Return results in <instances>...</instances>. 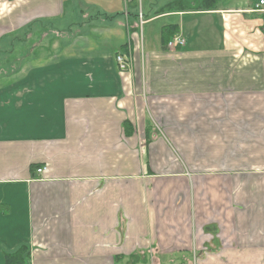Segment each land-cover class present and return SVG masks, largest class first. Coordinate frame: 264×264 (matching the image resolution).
<instances>
[{
  "label": "crops",
  "instance_id": "1",
  "mask_svg": "<svg viewBox=\"0 0 264 264\" xmlns=\"http://www.w3.org/2000/svg\"><path fill=\"white\" fill-rule=\"evenodd\" d=\"M178 1L0 0V264L264 256V0ZM214 135L231 158L198 167Z\"/></svg>",
  "mask_w": 264,
  "mask_h": 264
},
{
  "label": "rangeland",
  "instance_id": "2",
  "mask_svg": "<svg viewBox=\"0 0 264 264\" xmlns=\"http://www.w3.org/2000/svg\"><path fill=\"white\" fill-rule=\"evenodd\" d=\"M93 15V13H91ZM81 17V13H67L66 15V21L67 23H73L74 27H76L78 23H80V18ZM143 22V20H142ZM144 23V22H143ZM142 23V24H143ZM141 24V25H142ZM140 25V26H141ZM148 33V30L146 31V35ZM2 45V44H1ZM1 47V46H0ZM3 53L5 52L4 50L2 51ZM12 54V53H11ZM15 55L11 56V58L14 59ZM9 67V56H8V62L6 65H4L3 67H0V70H6V68ZM7 70H9L7 68ZM210 138H215V139H212L210 140V144L212 145L213 147V153H212V156L210 155L209 158H206L207 160L205 161H202V162H199L198 163V167H203V166H206L207 164H211V163H217V165L215 166L217 170L220 165V163L218 162H221L224 157L229 160L231 158V155L229 154H226L225 152L233 149L235 147L234 144H232L229 140L225 139V141H223L222 139H220L219 136H210ZM153 141H151L152 143ZM210 147V148H212ZM174 149L178 152V155H179V158L184 161L186 164L190 165L189 162H191V158L189 157V153H188V149L185 148V147H181L180 145H178V143H174ZM172 155V156H171ZM162 157H160V160L163 164V167L165 165H174V163H172V160H173V154L170 153V152H166L164 154L161 155ZM175 157V156H174ZM194 157V156H192ZM147 158L145 156V154L143 155L142 157V161L139 162L140 164V167L142 169H146V166H147V162H146ZM178 163H180V160L177 159ZM257 165H261V163H257ZM197 177V176H196ZM252 180L254 181H263L264 182V176H254V177H250ZM249 178V179H250ZM207 180V178H194L193 181H195L196 183L199 181V182H203ZM209 180V179H208ZM213 185V183L211 182L210 186ZM259 226L260 225H256L254 226L253 228L251 227L250 231L249 232H252V234H257V235H260V234H264V229L263 230H258L259 229ZM239 229L235 230L236 232H238ZM242 231L239 230V234H241ZM247 244H250L249 241L245 242ZM257 246L259 245V243H252L251 242V246ZM193 256L192 255H187L186 258L188 259V261L192 262L193 264ZM194 264L196 263V258L199 259V255L196 254L195 257H194ZM222 262H224L223 259H220ZM233 259H229L228 257L225 259L226 263L225 264H230V262L232 261ZM236 261V264L240 263V264H264V256H259V257H256V256H253L251 251L250 252H245L244 255L242 256H237V258L235 259ZM146 264H150V259L149 257L146 258ZM214 264H219L218 262L214 263Z\"/></svg>",
  "mask_w": 264,
  "mask_h": 264
},
{
  "label": "trees",
  "instance_id": "3",
  "mask_svg": "<svg viewBox=\"0 0 264 264\" xmlns=\"http://www.w3.org/2000/svg\"><path fill=\"white\" fill-rule=\"evenodd\" d=\"M185 3V4H189L190 2L186 1V0H179L178 2L176 3H171L170 5H168L166 8H165V11H169V10H172L174 9L176 6H180L181 3ZM200 4L198 6H195V9H204L205 10H208L210 8H212L214 6V4L217 2V0H200L199 1ZM188 9H191L192 8L189 6V7H186ZM178 32L177 30V27L176 26H169L163 30V34L164 35V42L167 44L169 42V38L173 37L174 35H176ZM264 35V34H263ZM35 166H31L30 169H34ZM28 246L27 245H20V247H18L16 250L14 251H11V252H8V251H5L4 253V264H29V252H28Z\"/></svg>",
  "mask_w": 264,
  "mask_h": 264
},
{
  "label": "built area",
  "instance_id": "4",
  "mask_svg": "<svg viewBox=\"0 0 264 264\" xmlns=\"http://www.w3.org/2000/svg\"><path fill=\"white\" fill-rule=\"evenodd\" d=\"M260 5H264V1H260L259 2V6ZM142 17H140V25L142 24ZM183 44V40L178 38V37H174L172 38V41L168 44V47H176V46H179V45H182ZM115 61H116V64H117V68L120 72H124V71H127L129 69V67L131 68V63H130V58L126 57L124 54H117L115 56ZM36 172L38 174H41L44 172V169L43 168H38L36 170Z\"/></svg>",
  "mask_w": 264,
  "mask_h": 264
}]
</instances>
